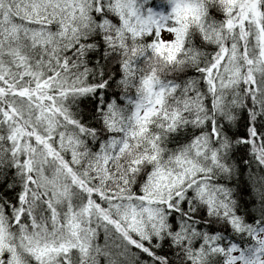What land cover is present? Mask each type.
I'll return each mask as SVG.
<instances>
[{
	"label": "snow or ice",
	"instance_id": "6c2138e0",
	"mask_svg": "<svg viewBox=\"0 0 264 264\" xmlns=\"http://www.w3.org/2000/svg\"><path fill=\"white\" fill-rule=\"evenodd\" d=\"M0 264H264V0H0Z\"/></svg>",
	"mask_w": 264,
	"mask_h": 264
}]
</instances>
